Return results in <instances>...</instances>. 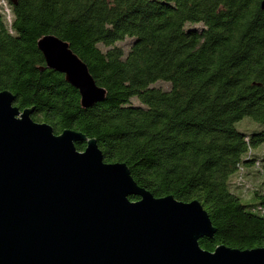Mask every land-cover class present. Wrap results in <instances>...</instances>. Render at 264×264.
Returning a JSON list of instances; mask_svg holds the SVG:
<instances>
[{"label":"trees","instance_id":"trees-1","mask_svg":"<svg viewBox=\"0 0 264 264\" xmlns=\"http://www.w3.org/2000/svg\"><path fill=\"white\" fill-rule=\"evenodd\" d=\"M262 1L7 0L0 92L55 135L94 140L104 163L125 164L154 198L197 200L215 230L199 240L204 251L264 248V191L245 201L231 182L249 167L264 174V154L253 153L264 144ZM48 36L86 65L103 102L82 108L64 75L46 68L37 43ZM244 117L261 129L236 130Z\"/></svg>","mask_w":264,"mask_h":264},{"label":"water","instance_id":"water-1","mask_svg":"<svg viewBox=\"0 0 264 264\" xmlns=\"http://www.w3.org/2000/svg\"><path fill=\"white\" fill-rule=\"evenodd\" d=\"M37 47L82 108L105 100L68 44L48 36ZM13 103L0 92V264H264V248L204 251L199 240L215 230L197 200L154 198L125 164L104 163L94 140L55 135Z\"/></svg>","mask_w":264,"mask_h":264},{"label":"rangeland","instance_id":"rangeland-1","mask_svg":"<svg viewBox=\"0 0 264 264\" xmlns=\"http://www.w3.org/2000/svg\"><path fill=\"white\" fill-rule=\"evenodd\" d=\"M1 2V0H0ZM0 8H2L3 13L6 14L7 21L10 20L9 17V9L7 5L1 4ZM188 27L196 24H187ZM187 28V26H186ZM123 46L126 43L122 44ZM156 87H160L162 89H167L168 85L165 83H158ZM138 104V100L136 98L133 99ZM236 130L242 133L252 134L254 132H258L261 129V125L256 123L250 117H244L240 121L234 124ZM253 153L256 155L264 154V144L253 148ZM256 167V166H255ZM255 167L246 168L244 171H241L236 177L233 178L232 182V190L237 193V190L240 191L238 195L242 197L243 200L248 201L251 197L252 190L259 188L261 191H264V174L261 172H256L260 169H256Z\"/></svg>","mask_w":264,"mask_h":264},{"label":"bare ground","instance_id":"bare-ground-1","mask_svg":"<svg viewBox=\"0 0 264 264\" xmlns=\"http://www.w3.org/2000/svg\"><path fill=\"white\" fill-rule=\"evenodd\" d=\"M0 4H4V2H3V1H1V2H0Z\"/></svg>","mask_w":264,"mask_h":264}]
</instances>
